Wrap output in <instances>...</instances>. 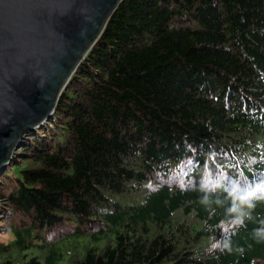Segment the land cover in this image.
<instances>
[{
	"label": "trees",
	"instance_id": "trees-1",
	"mask_svg": "<svg viewBox=\"0 0 264 264\" xmlns=\"http://www.w3.org/2000/svg\"><path fill=\"white\" fill-rule=\"evenodd\" d=\"M38 132L0 264H264V0H122Z\"/></svg>",
	"mask_w": 264,
	"mask_h": 264
},
{
	"label": "water",
	"instance_id": "water-1",
	"mask_svg": "<svg viewBox=\"0 0 264 264\" xmlns=\"http://www.w3.org/2000/svg\"><path fill=\"white\" fill-rule=\"evenodd\" d=\"M122 0H0V172L59 97Z\"/></svg>",
	"mask_w": 264,
	"mask_h": 264
},
{
	"label": "rangeland",
	"instance_id": "rangeland-1",
	"mask_svg": "<svg viewBox=\"0 0 264 264\" xmlns=\"http://www.w3.org/2000/svg\"><path fill=\"white\" fill-rule=\"evenodd\" d=\"M47 124V123H46ZM45 125V124H44ZM43 125V126H44ZM42 126V127H43ZM42 127L38 130H34L32 133H29L27 135H33L36 134L38 131H41ZM39 133V132H38ZM38 133L36 135H38ZM29 138V137H28ZM27 139V138H26ZM20 149H21V145L19 146V148L16 149V153H20ZM13 155L12 159L9 161L8 165L4 168L5 170H7L9 173H16L18 171H20L23 167H25V165H28L26 161H24L23 159L19 158V155L16 157V155ZM13 161H16V167L13 166V164H11V162L13 163ZM3 171V170H2ZM2 171L0 172V174L2 173ZM1 180V179H0ZM1 184V181H0ZM1 186V185H0ZM7 188V187H6ZM9 211V208L6 207V204L4 201L0 200V243L5 242L6 239V235H5V230H6V224H3V221L5 222V213ZM4 228V229H3Z\"/></svg>",
	"mask_w": 264,
	"mask_h": 264
},
{
	"label": "clouds",
	"instance_id": "clouds-1",
	"mask_svg": "<svg viewBox=\"0 0 264 264\" xmlns=\"http://www.w3.org/2000/svg\"><path fill=\"white\" fill-rule=\"evenodd\" d=\"M256 193H261L262 196H264V189H262L261 187L257 186L253 192L248 193L247 195H245L240 203L241 204H246L248 208H252L254 207V204L252 203V200L254 199V197L256 196ZM235 210V209H233ZM217 245H213V247H216Z\"/></svg>",
	"mask_w": 264,
	"mask_h": 264
},
{
	"label": "bare ground",
	"instance_id": "bare-ground-1",
	"mask_svg": "<svg viewBox=\"0 0 264 264\" xmlns=\"http://www.w3.org/2000/svg\"><path fill=\"white\" fill-rule=\"evenodd\" d=\"M26 138H27V137H26ZM26 138H25V139H26ZM23 140H24V139H23Z\"/></svg>",
	"mask_w": 264,
	"mask_h": 264
}]
</instances>
